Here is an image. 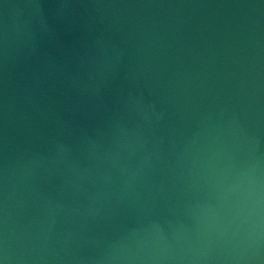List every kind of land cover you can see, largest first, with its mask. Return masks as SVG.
Returning a JSON list of instances; mask_svg holds the SVG:
<instances>
[{
    "label": "water",
    "instance_id": "obj_1",
    "mask_svg": "<svg viewBox=\"0 0 264 264\" xmlns=\"http://www.w3.org/2000/svg\"><path fill=\"white\" fill-rule=\"evenodd\" d=\"M0 264H264V0H0Z\"/></svg>",
    "mask_w": 264,
    "mask_h": 264
}]
</instances>
